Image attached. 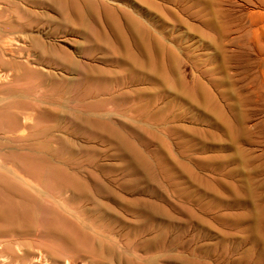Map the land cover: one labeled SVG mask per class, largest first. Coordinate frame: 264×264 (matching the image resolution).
<instances>
[{"label":"rangeland","instance_id":"rangeland-1","mask_svg":"<svg viewBox=\"0 0 264 264\" xmlns=\"http://www.w3.org/2000/svg\"><path fill=\"white\" fill-rule=\"evenodd\" d=\"M17 2L38 73L16 85L39 115L2 147L81 185L65 203L32 187L52 217L101 264H264V0H77L81 32L59 0Z\"/></svg>","mask_w":264,"mask_h":264},{"label":"bare ground","instance_id":"bare-ground-1","mask_svg":"<svg viewBox=\"0 0 264 264\" xmlns=\"http://www.w3.org/2000/svg\"><path fill=\"white\" fill-rule=\"evenodd\" d=\"M75 1L77 2V0H59V4L63 9L66 4L67 9L74 13L73 15L77 18L75 23L80 27L78 30L81 32V25L85 22L84 16L87 20L89 19L90 23L91 19L88 18L86 10ZM18 8L20 6L17 0H0V139H4L0 142V255L10 264H51L52 261L55 264L59 258L64 259L62 261L64 264H77L78 262L101 264L104 258L95 240L76 224L66 222L58 216L52 217V215L56 216L54 211L42 204L31 192L32 187L37 185V187L42 186L48 190L50 187H56L62 202L65 203L73 199L63 194L67 191H72L74 194L77 191L82 192L81 185L77 181L71 182L67 175L64 178L58 177L60 174L58 172V175L53 172L47 174L46 177L51 181L48 183L46 178L43 180L45 176L39 173L41 168H39V161L36 160L37 157L32 159L35 160L32 168H28L14 159L13 154L6 153L7 151L2 147L3 143L8 144L24 134L28 135L26 130L28 131L35 125L34 121L39 115L35 107H29L32 97L28 89L26 87L21 89L16 85L19 79L38 73L37 66L33 64L35 61L28 52L29 44L30 50H34V46L37 45L38 37L32 33L37 26L36 17L25 20L24 17L17 15ZM27 9L24 10V14L31 17L32 10ZM208 16L205 17L206 22L217 31L216 36L224 40L223 31L227 25L221 31L217 30L211 16ZM21 41L27 46L24 47ZM143 48H140V55L143 54ZM64 59L63 57V61ZM223 72L225 69L222 68ZM89 93L90 89L87 91L88 95ZM16 153L14 152V155ZM25 157L23 159L29 161ZM38 158L41 159V157ZM25 239L28 240L29 245L30 243L44 244L52 248L54 252H44L41 246L36 247L35 253L27 251L23 248L24 246L22 247L26 243V241L23 242Z\"/></svg>","mask_w":264,"mask_h":264}]
</instances>
